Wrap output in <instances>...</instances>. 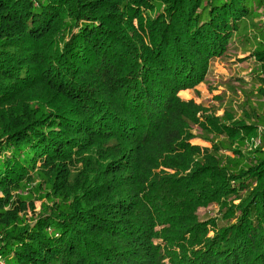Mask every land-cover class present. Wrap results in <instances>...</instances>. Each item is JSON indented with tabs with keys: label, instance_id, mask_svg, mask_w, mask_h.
I'll return each mask as SVG.
<instances>
[{
	"label": "trees",
	"instance_id": "obj_1",
	"mask_svg": "<svg viewBox=\"0 0 264 264\" xmlns=\"http://www.w3.org/2000/svg\"><path fill=\"white\" fill-rule=\"evenodd\" d=\"M262 9L0 0V261L264 264ZM241 50L247 79L211 83ZM198 84L221 115L181 95Z\"/></svg>",
	"mask_w": 264,
	"mask_h": 264
},
{
	"label": "rangeland",
	"instance_id": "obj_2",
	"mask_svg": "<svg viewBox=\"0 0 264 264\" xmlns=\"http://www.w3.org/2000/svg\"><path fill=\"white\" fill-rule=\"evenodd\" d=\"M263 12V9L261 10ZM253 32H249V38H251L252 40L255 39V37H253ZM259 41V40H258ZM257 42L254 41V46H256ZM254 47L253 46H248L247 50L251 51ZM247 55H249V53H244L242 52V50L240 51V54L238 55V58L235 59V61H233L231 63H227L229 60L228 59H221V60H216L215 62H212L210 69L209 70V75H211L210 78V82L217 85L218 84V79L220 78H227L229 76H242L245 79H247V75L249 74L247 70L242 69L240 67V64L242 61H246L247 59L245 58ZM228 57V56H227ZM233 65V69L230 68V66ZM250 75V74H249ZM256 83V85H258L257 81H254ZM223 91V87H218V88H210V86H208L207 84H198V86H196L194 89L189 90V91H182L180 92L181 95L184 98L187 99H191L193 100L196 104H200L203 107H207L208 109H204L202 107V110L199 112V114H205V115H209L211 116L213 114V111L215 112V115H221L223 113V109H222V104L221 101H219L216 96L221 95L220 93ZM222 97V95H221ZM230 99H234L231 98ZM240 101L238 98H236V101L234 103V106H237L238 104H240ZM233 104V103H232ZM252 111V109L250 110ZM264 119L263 121H260L258 123L259 125V129H263L264 128ZM255 138V137H254ZM254 138L252 137L251 140H249L247 142V146L248 148H253L256 146V144L258 143V140H254ZM193 144H198L201 146H205V147H209L210 143L209 142H205L202 141L200 139L197 138H192L190 140ZM42 200L39 199H34L33 202H31L30 204L32 206H34L35 210H39L40 208V204H41ZM27 212H29V210H27ZM198 216L201 219H206L210 216L219 217V213H216V209L213 207H208V208H199L198 211Z\"/></svg>",
	"mask_w": 264,
	"mask_h": 264
},
{
	"label": "built area",
	"instance_id": "obj_3",
	"mask_svg": "<svg viewBox=\"0 0 264 264\" xmlns=\"http://www.w3.org/2000/svg\"><path fill=\"white\" fill-rule=\"evenodd\" d=\"M263 10H264V0H263ZM0 264H3V263L0 261Z\"/></svg>",
	"mask_w": 264,
	"mask_h": 264
}]
</instances>
